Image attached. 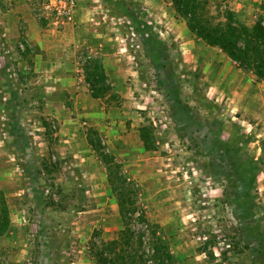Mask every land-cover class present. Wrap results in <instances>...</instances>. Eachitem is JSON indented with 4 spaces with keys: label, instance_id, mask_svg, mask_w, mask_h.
<instances>
[{
    "label": "rangeland",
    "instance_id": "rangeland-1",
    "mask_svg": "<svg viewBox=\"0 0 264 264\" xmlns=\"http://www.w3.org/2000/svg\"><path fill=\"white\" fill-rule=\"evenodd\" d=\"M29 1L80 79L55 101L24 87L0 34V264H102L126 236L139 264L159 238L173 264H264V80L173 0H76L58 27ZM205 1L214 22L264 18V0Z\"/></svg>",
    "mask_w": 264,
    "mask_h": 264
},
{
    "label": "trees",
    "instance_id": "trees-1",
    "mask_svg": "<svg viewBox=\"0 0 264 264\" xmlns=\"http://www.w3.org/2000/svg\"><path fill=\"white\" fill-rule=\"evenodd\" d=\"M177 12L183 15L190 30L207 44L219 47L235 65L250 72L257 80H264V18H259L252 26L239 21L235 13L228 10L224 21L214 22V17L208 15L205 0H173ZM110 89V88H109ZM0 235L9 226V213L4 200L1 201ZM113 240L105 244L100 256L102 264H139L134 255L130 254V241L116 251ZM129 248V249H128ZM152 255L141 260L142 264H173L172 255L165 241L158 239L153 246ZM144 257V256H141Z\"/></svg>",
    "mask_w": 264,
    "mask_h": 264
},
{
    "label": "crops",
    "instance_id": "crops-1",
    "mask_svg": "<svg viewBox=\"0 0 264 264\" xmlns=\"http://www.w3.org/2000/svg\"><path fill=\"white\" fill-rule=\"evenodd\" d=\"M31 6L29 0H0L1 38L9 49L11 60H14L13 67L18 66L22 78L27 80L29 75H36L35 78L41 80V87H50V95L55 101L57 97L54 95L77 91L75 80L80 76L69 72L62 54L73 41L67 39L65 30L39 21ZM21 43L24 47H17ZM32 84L27 80L23 86L30 88Z\"/></svg>",
    "mask_w": 264,
    "mask_h": 264
},
{
    "label": "built area",
    "instance_id": "built-area-1",
    "mask_svg": "<svg viewBox=\"0 0 264 264\" xmlns=\"http://www.w3.org/2000/svg\"><path fill=\"white\" fill-rule=\"evenodd\" d=\"M76 4V0H44L42 9L45 13L51 12L50 22L58 27L75 21ZM19 47H24V44Z\"/></svg>",
    "mask_w": 264,
    "mask_h": 264
}]
</instances>
